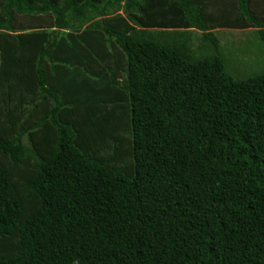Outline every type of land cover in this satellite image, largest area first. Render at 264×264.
<instances>
[{
  "label": "trees",
  "instance_id": "16d2710c",
  "mask_svg": "<svg viewBox=\"0 0 264 264\" xmlns=\"http://www.w3.org/2000/svg\"><path fill=\"white\" fill-rule=\"evenodd\" d=\"M221 27L264 41V0H0V264H264V72Z\"/></svg>",
  "mask_w": 264,
  "mask_h": 264
},
{
  "label": "rangeland",
  "instance_id": "374dc122",
  "mask_svg": "<svg viewBox=\"0 0 264 264\" xmlns=\"http://www.w3.org/2000/svg\"><path fill=\"white\" fill-rule=\"evenodd\" d=\"M157 32H160L156 34L162 36L160 38L165 39L167 42L174 41L173 38L179 37L172 31L164 33V31L157 30ZM257 32L252 28H217L216 33L220 37L222 51L227 56L226 67L233 76L247 77L264 72V41ZM190 36V46L197 56L212 53L211 45L205 46L200 42L201 33L199 31H192Z\"/></svg>",
  "mask_w": 264,
  "mask_h": 264
},
{
  "label": "crops",
  "instance_id": "0c3cea01",
  "mask_svg": "<svg viewBox=\"0 0 264 264\" xmlns=\"http://www.w3.org/2000/svg\"><path fill=\"white\" fill-rule=\"evenodd\" d=\"M253 30H256V29H254V28H252Z\"/></svg>",
  "mask_w": 264,
  "mask_h": 264
}]
</instances>
